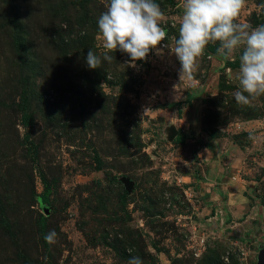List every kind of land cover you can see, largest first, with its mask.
Listing matches in <instances>:
<instances>
[{"label": "rangeland", "instance_id": "374dc122", "mask_svg": "<svg viewBox=\"0 0 264 264\" xmlns=\"http://www.w3.org/2000/svg\"><path fill=\"white\" fill-rule=\"evenodd\" d=\"M108 2L0 0V264H257L264 95L234 99L242 50L209 44L180 80L182 0H156L167 38L135 68L119 50L109 63ZM262 5L237 22L264 24ZM228 191L241 215L224 213Z\"/></svg>", "mask_w": 264, "mask_h": 264}, {"label": "clouds", "instance_id": "9594fccd", "mask_svg": "<svg viewBox=\"0 0 264 264\" xmlns=\"http://www.w3.org/2000/svg\"><path fill=\"white\" fill-rule=\"evenodd\" d=\"M245 3L246 0H182L178 39L171 48L180 63V80L192 78L209 44L218 43L217 52L229 57L242 50L236 76L238 89L234 93L241 107L264 95V24L253 27L237 22ZM163 15L156 0H109L97 20L98 38L105 50L103 60L111 63V53L117 50L130 57L128 67L135 68L136 61L146 60L150 51L168 36L160 26ZM101 63L100 56L89 49L87 67L95 70ZM56 237L53 230L44 240L51 245ZM128 264H143V261L136 256L130 258Z\"/></svg>", "mask_w": 264, "mask_h": 264}, {"label": "crops", "instance_id": "0c3cea01", "mask_svg": "<svg viewBox=\"0 0 264 264\" xmlns=\"http://www.w3.org/2000/svg\"><path fill=\"white\" fill-rule=\"evenodd\" d=\"M229 183V182H228ZM221 185V189H224V186L222 187V184H220ZM216 189H217V187H216ZM219 191V190H218ZM229 193H228V196H227V199H226V202H225V204L226 205H229L231 202H232V199H231V197H230V192L231 191H228ZM238 202H242V201H244V200H237ZM244 204H242V206H243ZM240 207L239 206V208H233V207H231L230 205L226 208V210L224 211V213L228 216V217H232V215H241L242 213H243V211H244V208L243 207ZM232 209H233V211H232ZM230 211H232V212H230Z\"/></svg>", "mask_w": 264, "mask_h": 264}, {"label": "trees", "instance_id": "16d2710c", "mask_svg": "<svg viewBox=\"0 0 264 264\" xmlns=\"http://www.w3.org/2000/svg\"><path fill=\"white\" fill-rule=\"evenodd\" d=\"M212 52H215V49L214 48L212 49ZM230 65L233 68L237 67V64H235V63H230ZM22 119H23V123L25 125H28V123H29V117H28V114L26 113V111L23 112ZM47 192H48V188L45 186L44 187V192L42 193V196H41L42 197V202L45 203V204H47L49 202L48 193ZM43 222H44V220L42 219L41 220V224H43Z\"/></svg>", "mask_w": 264, "mask_h": 264}, {"label": "water", "instance_id": "95a60500", "mask_svg": "<svg viewBox=\"0 0 264 264\" xmlns=\"http://www.w3.org/2000/svg\"><path fill=\"white\" fill-rule=\"evenodd\" d=\"M257 260V264H264V249L260 250Z\"/></svg>", "mask_w": 264, "mask_h": 264}]
</instances>
